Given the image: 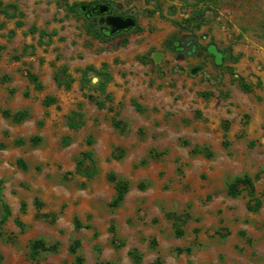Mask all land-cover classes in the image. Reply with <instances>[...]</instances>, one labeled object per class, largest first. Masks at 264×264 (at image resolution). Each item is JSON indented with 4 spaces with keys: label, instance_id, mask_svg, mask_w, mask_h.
Instances as JSON below:
<instances>
[{
    "label": "rangeland",
    "instance_id": "rangeland-1",
    "mask_svg": "<svg viewBox=\"0 0 264 264\" xmlns=\"http://www.w3.org/2000/svg\"><path fill=\"white\" fill-rule=\"evenodd\" d=\"M95 4L136 26L93 38ZM0 108V264H264V0H0Z\"/></svg>",
    "mask_w": 264,
    "mask_h": 264
},
{
    "label": "trees",
    "instance_id": "trees-1",
    "mask_svg": "<svg viewBox=\"0 0 264 264\" xmlns=\"http://www.w3.org/2000/svg\"><path fill=\"white\" fill-rule=\"evenodd\" d=\"M196 15H197V11L194 12V14L192 15L191 18L196 20ZM86 32L90 36H92L93 38H96V39H102L107 34L106 31H103L102 29H98L97 27H94L93 25L88 26V28L86 29ZM109 37H111V35H109L108 38ZM61 70L63 72V76H60L58 73H56L54 79H55L57 84L64 85V87L67 88L70 86V84L72 82V78L70 77L69 74L66 73V66L61 67ZM88 70H93L97 75H102V76L104 75L103 79L100 81V85H99L100 90H103L104 89V82L111 79L110 74L102 71L101 69H95L93 67H85V68L80 69V71L82 73V77L85 74H87ZM237 82H238V85L241 87L242 90H244L246 92L251 90V84L245 82L242 77L237 78ZM53 101H54L53 98L46 97L43 102L46 105H49ZM133 106L138 111H141L144 109V107H142L140 104H138L136 102H133ZM0 113L2 114V116L6 117V118H11L15 122L20 121L23 118H25V116L27 114L25 111H18V112L11 114L7 109H1V108H0ZM80 124H81L80 122H76L74 119H72V117H70V121H69L70 127L76 128V127H79ZM114 125L119 127V128H122V129L126 128V125L122 124L120 120H115ZM39 140H40V136H33L30 138V141L31 142L35 141V143H36V141H39ZM14 143L17 145L23 144L24 139L17 138L14 140ZM3 146L4 145L1 143L0 147L3 148ZM16 162L19 166L25 167V163L21 158L17 159ZM107 179L114 182L116 195H115L114 199L112 200V205H117L121 202L124 195L128 191V182L124 179L116 178L113 173H109L107 175ZM243 189H246L248 194L252 198H255L254 197L253 182H252L251 177L247 174H244L242 176H236L227 186V192L231 196H237L240 193V191ZM34 204L37 208H40L42 205V202L39 201L37 198H35ZM21 206H22V210H23L24 209V203H22ZM259 206H260V201L258 199H255V205L248 204V208L250 210H256ZM74 226L77 228L81 225H80L79 221H74ZM176 232L178 233V231H176ZM78 244H79V242L77 240H75L74 242H72L69 245V250L72 252H75ZM29 246H30L31 256H36L40 250L56 251V249H57L56 244H54V243L53 244H47L44 240H42L40 238L30 241Z\"/></svg>",
    "mask_w": 264,
    "mask_h": 264
},
{
    "label": "water",
    "instance_id": "water-1",
    "mask_svg": "<svg viewBox=\"0 0 264 264\" xmlns=\"http://www.w3.org/2000/svg\"><path fill=\"white\" fill-rule=\"evenodd\" d=\"M82 10H84V8H82ZM91 12L96 14H106L105 24L108 26L107 34L110 35L116 34L120 31L132 29L136 26V21L133 16H121L110 14V10L107 4H97L92 7ZM153 59L154 61H158L160 59V53H155ZM191 72L195 73L196 69L193 68Z\"/></svg>",
    "mask_w": 264,
    "mask_h": 264
},
{
    "label": "flooded vegetation",
    "instance_id": "flooded-vegetation-1",
    "mask_svg": "<svg viewBox=\"0 0 264 264\" xmlns=\"http://www.w3.org/2000/svg\"><path fill=\"white\" fill-rule=\"evenodd\" d=\"M95 5H97V4H95ZM95 5H93V6H95ZM93 6H90V14L96 15V13L91 12ZM82 8H84V10H88V6H86V5L82 6ZM108 8H109V6H108ZM109 10H110V8H109ZM104 15H106V14H104ZM102 30L106 31V33H107L108 28L104 27ZM106 35H110V34H106ZM172 44H173L174 50L177 49L175 46V45H177L178 47H180L179 51H184L186 54H187L186 51L195 52L197 49V44L194 41L193 36L189 32H184L180 39L175 40L173 38Z\"/></svg>",
    "mask_w": 264,
    "mask_h": 264
}]
</instances>
